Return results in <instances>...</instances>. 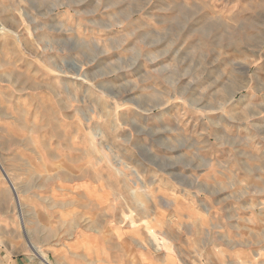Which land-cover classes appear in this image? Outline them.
I'll list each match as a JSON object with an SVG mask.
<instances>
[{"label":"rangeland","instance_id":"374dc122","mask_svg":"<svg viewBox=\"0 0 264 264\" xmlns=\"http://www.w3.org/2000/svg\"><path fill=\"white\" fill-rule=\"evenodd\" d=\"M0 22V264H97L119 232L129 264H216L158 215L264 145V0H0Z\"/></svg>","mask_w":264,"mask_h":264},{"label":"crops","instance_id":"0c3cea01","mask_svg":"<svg viewBox=\"0 0 264 264\" xmlns=\"http://www.w3.org/2000/svg\"><path fill=\"white\" fill-rule=\"evenodd\" d=\"M260 142L264 143V138ZM247 146L248 150L238 146L235 149L241 156L222 154L209 159L207 168L215 167L217 176L228 177L227 183L220 187L223 182L215 180L214 185L217 187H214L205 182V190L193 194L205 196L207 201L217 196V202H205L199 206L189 202L172 204L170 206L178 213L158 215V220L183 221L193 232L200 231L206 245L211 244L210 237L214 236L216 249L211 255H214L216 264H264V145L258 148L257 154L251 151L250 144ZM201 159L205 163L209 162L208 155ZM176 192L171 188L168 193L174 195ZM110 231V234L117 233L113 229ZM118 239L119 243L112 244H119L118 250L103 248L97 245L98 240L94 244L89 242L87 250L92 251L97 264H129L121 232ZM161 258L166 262L157 258V261L149 264H177L178 257L174 254L165 252Z\"/></svg>","mask_w":264,"mask_h":264},{"label":"bare ground","instance_id":"6f19581e","mask_svg":"<svg viewBox=\"0 0 264 264\" xmlns=\"http://www.w3.org/2000/svg\"><path fill=\"white\" fill-rule=\"evenodd\" d=\"M2 31H3V29H2ZM13 189H14L15 192H17V189L15 187ZM30 248H31V250H33L34 253H36V255L38 256V258L44 264H51V262L49 261L47 255L37 245L30 244Z\"/></svg>","mask_w":264,"mask_h":264},{"label":"water","instance_id":"95a60500","mask_svg":"<svg viewBox=\"0 0 264 264\" xmlns=\"http://www.w3.org/2000/svg\"><path fill=\"white\" fill-rule=\"evenodd\" d=\"M5 28L2 23L0 22V32L2 31V29Z\"/></svg>","mask_w":264,"mask_h":264}]
</instances>
